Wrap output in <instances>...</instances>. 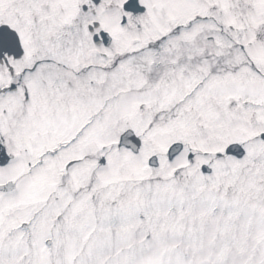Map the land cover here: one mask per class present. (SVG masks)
Returning a JSON list of instances; mask_svg holds the SVG:
<instances>
[{"label": "snow or ice", "instance_id": "6c2138e0", "mask_svg": "<svg viewBox=\"0 0 264 264\" xmlns=\"http://www.w3.org/2000/svg\"><path fill=\"white\" fill-rule=\"evenodd\" d=\"M0 264H264V0H0Z\"/></svg>", "mask_w": 264, "mask_h": 264}]
</instances>
